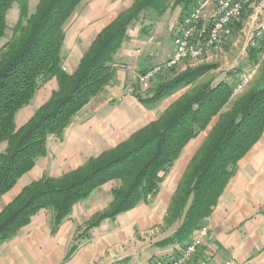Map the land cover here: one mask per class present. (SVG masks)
Instances as JSON below:
<instances>
[{
    "label": "trees",
    "instance_id": "obj_1",
    "mask_svg": "<svg viewBox=\"0 0 264 264\" xmlns=\"http://www.w3.org/2000/svg\"><path fill=\"white\" fill-rule=\"evenodd\" d=\"M182 1L135 0L98 34L70 74L63 67L67 27L85 0H37L35 5L31 0H0V145L6 144L0 152V199L47 155L49 139L61 138L73 118L113 80L115 57L129 39V27L142 13L160 18L173 3ZM197 3L185 0L186 12ZM15 5L18 16L8 38V15ZM263 47L264 40L249 47L251 64L261 62ZM261 63L235 99L238 82L218 81L212 73L219 68L217 64L188 68L158 83L151 98L141 99L147 108L178 90H187L156 121L115 148L62 177L45 176L25 187L0 213V244L42 210L52 212L56 230L76 203L113 180L118 186L112 190V202L101 219L152 203L185 148L207 131L164 219L167 226L180 223L179 227L159 243L160 247L185 245L206 225L239 162L264 135V61ZM52 79L58 86L50 99L17 128V114Z\"/></svg>",
    "mask_w": 264,
    "mask_h": 264
},
{
    "label": "crops",
    "instance_id": "obj_2",
    "mask_svg": "<svg viewBox=\"0 0 264 264\" xmlns=\"http://www.w3.org/2000/svg\"><path fill=\"white\" fill-rule=\"evenodd\" d=\"M255 1L247 8L243 20L235 26L234 36L224 47L237 46V40L233 43L235 35L242 38L246 32L250 34L255 26L264 21V5L260 3L256 8ZM134 2L135 0H85L75 12L71 23L75 21L72 30L78 33L82 43L80 45L87 39L89 46H86L84 52L81 51L83 46L71 47L73 36L69 37L67 32L63 67L70 68L69 71L67 69L68 73L72 74L77 69L98 34ZM184 2L185 0L175 6L173 3L160 18H148L152 14L142 13L141 16L145 14L147 19L141 24L136 21L129 27V39L115 57L113 80L73 118L61 138L49 139L47 155L40 158L34 169L25 174L0 199V213L31 183L45 176L62 177L77 170L88 159L125 142L132 134L156 121L187 90H178L156 106L147 108L141 103V99L151 98L158 83L203 62L215 63L214 60L224 52L223 49L217 57L182 64L177 73L160 72L149 88L143 89L135 85V92L130 93L134 73H146L163 65L173 55L174 33L182 14L186 12ZM86 3H89V9L81 14V8ZM75 52L79 56L72 62L71 56ZM66 57L69 60L64 63ZM218 70L219 68L212 73ZM223 78L225 77L218 75L217 80ZM57 86L56 79L41 86L30 105L17 114V128L31 119L50 99ZM207 133H203L185 148L152 203H141L133 210L101 219L100 216L112 202V190L118 186V181H110L76 203L70 216L56 230L52 212L40 211L28 225L0 244V264H117L119 261L121 264H144L146 256L150 255L152 258H160L159 263L170 261L181 245L160 247L159 243L171 237L180 223L167 226L164 219L183 173ZM5 148L6 144L0 145V152ZM206 225L210 228V238L205 241L198 257H210L211 264L228 261L233 264H264V135L239 162L235 176L224 190L212 215L207 218ZM159 231L167 235L155 244L156 249L141 250L143 246L139 245V238H149ZM133 243L135 245L132 248L128 246ZM135 250L142 252L137 254ZM163 253L167 257H162L165 255Z\"/></svg>",
    "mask_w": 264,
    "mask_h": 264
},
{
    "label": "built area",
    "instance_id": "obj_3",
    "mask_svg": "<svg viewBox=\"0 0 264 264\" xmlns=\"http://www.w3.org/2000/svg\"><path fill=\"white\" fill-rule=\"evenodd\" d=\"M211 0H200V5H193L189 10L182 14L178 23V29L174 33V53L171 58L146 73H134L132 75V86L130 93L135 92V85L144 89L145 79H154L160 72L173 70L174 64L179 59H186V63L192 58L204 53L209 49H223L227 43V34L233 24L241 23L242 9H247L255 0H218V8H210L208 26H199V15L201 7H210ZM264 40V21L255 26L252 39H249V47L258 46ZM260 61H264V47ZM259 65V64H258ZM256 64L245 72L234 89L238 95L244 90V83L247 77H253ZM210 238V228L204 225L196 230L191 240L185 245L178 247L176 255H182V262L173 264H211L210 257H198L205 241ZM222 264H233L231 261Z\"/></svg>",
    "mask_w": 264,
    "mask_h": 264
},
{
    "label": "rangeland",
    "instance_id": "obj_4",
    "mask_svg": "<svg viewBox=\"0 0 264 264\" xmlns=\"http://www.w3.org/2000/svg\"><path fill=\"white\" fill-rule=\"evenodd\" d=\"M36 1L37 0H31V2H32V5H35V3H36ZM115 1V0H114ZM199 1V0H198ZM262 0H256L254 3H256V8L259 6V4L261 3V4H263L264 5V1H262ZM90 3V2H89ZM89 3H86L85 5H83L82 6V8H81V14H84V13H86L87 11H88V9H89ZM117 3H119V2H117ZM184 5V4H183ZM197 5V4H196ZM124 6V4H122V7ZM121 7V8H122ZM121 8H119V9H121ZM183 8V7H182ZM264 9V8H263ZM246 10L247 9H244V12H243V15H242V19H241V21L243 20V16H244V14H245V12H246ZM17 16H18V7H17V5H15L14 6V8L12 9V11H10V13H9V15H8V21H9V29H8V33H7V35H8V38L12 35V29H13V27L15 26V23H16V19H17ZM145 16V14H143L141 17H140V21H137L138 22V24H141L145 19H147V18H145L144 17ZM148 18L149 17H151V18H154L155 16H153V15H148L147 16ZM74 22L75 21H73L72 23L71 22H69V24H68V27H67V32H68V36L69 37H71V36H73V43H72V45H71V47H75L76 46V48L77 47H82L83 46V48H82V52H84V49H86V46H89V44H88V40L87 39H85L84 40V42H83V45H80V44H82L81 43V41H80V39H79V37H78V33L77 32H74L72 29H73V26H74ZM235 26L237 25V24H234ZM232 26V34H233V36H234V27L235 26ZM72 30V31H71ZM71 31V33L69 34V32ZM255 32V27L253 28V30H252V32L249 34V33H245L243 36H242V38L240 37H238V35H235L236 36V38H235V40H233V43L234 42H236V40H237V46H232V47H224L223 48V53L217 58V60H214V64H217L218 66H219V70L218 71H216L215 73H214V75L215 76H218V75H220V76H224L225 78H227L229 81H236V82H239V80L238 79H240V77L245 73V72H247L248 70H250L252 67H253V65L254 64H251L250 63V56H248V49H249V38L250 39H252V33H254ZM233 36H231V38L230 39H232V37ZM229 39V40H230ZM229 40H227V42L229 41ZM228 45V44H227ZM222 52V49H212L210 52H208V53H206L204 56H203V58L202 59H200L199 61H190V62H202V61H204V60H206V59H208V58H212V57H217L220 53ZM79 55L77 54V52H75V53H73L72 54V56H71V61L73 62V61H76L77 60V57H78ZM67 60H69L67 57H66V59L64 60V63H66L67 62ZM184 63H186V61H184ZM183 64V63H182ZM181 64V65H182ZM202 64H207L206 62H203V63H201L200 65H202ZM256 65H258V64H262L261 62L260 63H255ZM64 65V64H63ZM181 65H179V66H181ZM179 66H177V67H173V70L171 71V72H169L170 74L171 73H177V71H178V69H179ZM259 66V65H258ZM258 66H256V73H257V71H258V69H259V67ZM67 69H68V71L70 70V68L69 67H67V68H65V70L67 71ZM180 70V69H179ZM256 75V74H255ZM237 79V80H236ZM253 79V78H252ZM252 79L249 81V82H251L252 81ZM248 82V83H249ZM151 83H152V80L147 84V85H144V88H149V86L151 85ZM248 83L245 85V87L248 85ZM245 87H244V89H245ZM237 96V95H236ZM235 97V96H234ZM167 235V233H165V232H162V231H159V233L157 234H155V235H151V237H147V238H141L140 236V238H139V245H142L143 247L141 248V250H143V251H148V250H150V249H156V247H155V244L157 243V242H159V241H161V239H164L165 238V236ZM150 240V241H149ZM135 245V243H133V244H129L128 246L129 247H131L132 248V246H134ZM141 250H135V251H137V254H139L140 252H142ZM126 252V251H125ZM136 253V252H135ZM170 253V252H169ZM172 253H174V252H171V254ZM163 254H165V253H163ZM162 254V255H163ZM129 256V255H128ZM147 257V261L144 263V264H158L159 263V259L160 258H155L156 260L154 261L153 259L154 258H152L153 256L152 255H150V256H146ZM162 257H167V254H165L164 256H162ZM165 259H167V258H165ZM171 259V258H170ZM169 259V260H170ZM124 260V259H123ZM158 260V261H157ZM165 262H167V261H161L159 264H165ZM101 264H106V263H101ZM117 264H121V262L119 261V262H117Z\"/></svg>",
    "mask_w": 264,
    "mask_h": 264
},
{
    "label": "bare ground",
    "instance_id": "obj_5",
    "mask_svg": "<svg viewBox=\"0 0 264 264\" xmlns=\"http://www.w3.org/2000/svg\"><path fill=\"white\" fill-rule=\"evenodd\" d=\"M262 1H264V0H262ZM197 5H200V0L198 1ZM210 8H218V0H211L210 1V7H201L200 15H199V26H208L209 17H210ZM243 12H244V9H242V15H243ZM232 33L233 32H232V27H231L230 33L227 34V40H229L231 38V36H233ZM255 47H257V46H254V48ZM211 50L212 49H209V50H207L204 53H199L198 56H196L195 58H192L191 60L192 61H199L200 59L203 58V56L206 53L210 52ZM184 61H186V59L177 60V62L174 64L173 67H177V66L181 65L182 63L184 64ZM255 74H256V69L253 72V77H254ZM253 77H247V80H245V83H244V87ZM151 80L152 79H145L144 85H147ZM236 95H238V92L234 93V96H236ZM173 262H182V255H176L175 257L171 258L170 261L165 262V264H173Z\"/></svg>",
    "mask_w": 264,
    "mask_h": 264
}]
</instances>
